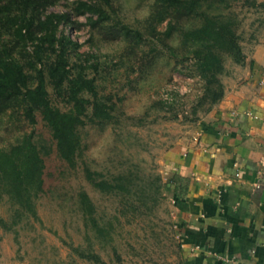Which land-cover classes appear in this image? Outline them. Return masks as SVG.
Masks as SVG:
<instances>
[{"label": "rangeland", "instance_id": "374dc122", "mask_svg": "<svg viewBox=\"0 0 264 264\" xmlns=\"http://www.w3.org/2000/svg\"><path fill=\"white\" fill-rule=\"evenodd\" d=\"M75 1L54 2L44 8L42 19L70 12ZM152 1L115 0V12H110V5H103L112 16L103 31L107 33L121 23L143 30L141 22L150 14L145 6ZM236 6L244 40L249 41L253 33L264 29V0H242ZM73 19L77 25L64 28L61 24L57 35H71L79 44L70 50L73 61L91 56L93 62L99 58L104 66H110V80L103 89L117 104L116 122L104 128L87 127L83 159L76 170H71L59 158L40 114L34 126L19 115L22 106L0 114V148L15 143L19 136L34 133V139L50 152L44 156L45 185L37 200L38 216L24 218L12 230L0 226V264H96L83 258L82 252L99 254L105 264H182L174 204L178 191L167 156L210 112H206L207 105L200 106L203 80L199 75L177 72L163 60L147 66L151 47L145 42L113 43L91 30L86 16ZM169 20L155 25L159 34L167 29ZM234 65L231 59L226 60L222 81ZM88 72L94 74L92 68ZM98 84L103 86L104 82ZM49 90L54 105L63 111L68 109L55 97L51 86ZM86 163L110 180L124 175L129 190L118 195L99 192L85 179ZM82 190L96 204L97 217L103 223L110 221L107 237L99 238L86 225L78 197ZM0 216L11 222L9 203H0Z\"/></svg>", "mask_w": 264, "mask_h": 264}, {"label": "trees", "instance_id": "16d2710c", "mask_svg": "<svg viewBox=\"0 0 264 264\" xmlns=\"http://www.w3.org/2000/svg\"><path fill=\"white\" fill-rule=\"evenodd\" d=\"M56 1L0 0V114L22 106L24 110L19 115L31 126L40 114L59 158L71 170H76L83 159L84 131L89 126L104 128L116 122L117 104L103 89L110 80V66H104L99 58L93 62L91 56L73 61L70 50L79 44L71 35H57L61 24L72 27L77 25L73 17L86 16L91 30L110 42H145L151 47L147 66L163 60L177 72L202 78L200 106L207 105L206 112L225 96L222 76L226 60L237 65L246 62L242 20L236 6L242 0H154L145 6L150 14L141 22L143 30L121 23L107 33L103 28L112 16L103 5H110V12H115V0H78L70 12L50 14L43 20L44 8ZM167 18V29L159 34L155 25ZM88 68H92L93 75ZM98 81L104 82L103 86ZM50 86L68 109L63 111L54 105ZM49 153L43 143L34 139V133L19 136L15 143L0 148V203H9L12 210L11 222L0 216V226L5 230L14 229L26 217L38 216L37 200L45 185L44 156ZM83 173L103 194L118 195L129 190L124 175L110 180L87 163ZM78 197L86 225L99 238L107 237L110 221L103 223L97 217V206L85 190ZM80 254L96 264H105L95 252Z\"/></svg>", "mask_w": 264, "mask_h": 264}, {"label": "crops", "instance_id": "0c3cea01", "mask_svg": "<svg viewBox=\"0 0 264 264\" xmlns=\"http://www.w3.org/2000/svg\"><path fill=\"white\" fill-rule=\"evenodd\" d=\"M243 45L224 98L167 156L182 264H264V29Z\"/></svg>", "mask_w": 264, "mask_h": 264}]
</instances>
